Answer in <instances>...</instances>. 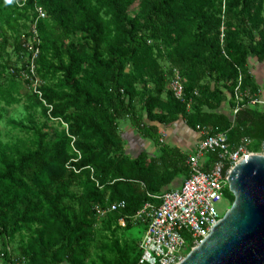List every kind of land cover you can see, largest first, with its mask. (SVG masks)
Segmentation results:
<instances>
[{"label": "trees", "instance_id": "obj_1", "mask_svg": "<svg viewBox=\"0 0 264 264\" xmlns=\"http://www.w3.org/2000/svg\"><path fill=\"white\" fill-rule=\"evenodd\" d=\"M251 59L264 63V0H0V123L25 111L5 121L15 135L0 130L1 264H137L147 225L135 216L189 171L160 139L159 155L131 158L120 123L157 144L148 123L179 119L232 148L264 143V108L233 115L239 78L260 97ZM175 69L186 102L170 91ZM122 201L98 218L95 207Z\"/></svg>", "mask_w": 264, "mask_h": 264}, {"label": "built area", "instance_id": "obj_2", "mask_svg": "<svg viewBox=\"0 0 264 264\" xmlns=\"http://www.w3.org/2000/svg\"><path fill=\"white\" fill-rule=\"evenodd\" d=\"M37 13V21L46 18L41 9H37ZM37 54L38 49L34 51L29 67V74L33 77ZM38 83V80L33 81L32 87L41 98ZM184 87L182 75L175 69L169 88L174 98L180 102L187 101ZM247 99L249 101L246 103ZM234 100V116L246 104L264 108V91L261 89L260 97H250L248 92L242 91V81L239 78ZM187 106L190 107V102ZM63 125L68 128L67 124ZM197 130L202 138L187 160L189 174L181 188L155 197L160 200V205L147 204L134 218V221L139 220L147 225L139 243L141 254L137 264H181L191 250L199 247L210 236L223 218L218 211V205L224 201L225 190L229 187V175L234 167L249 156H264V145L261 147L263 153H254L248 149V140H242L232 148L226 133L212 135L206 129L198 127ZM71 138L73 145L75 138ZM162 143L163 139H160V144ZM210 153L217 154V158L208 162L207 156ZM125 207L126 204L122 201L106 207L97 206L95 211L98 218L103 219L108 213L124 210ZM120 224L124 225V220Z\"/></svg>", "mask_w": 264, "mask_h": 264}, {"label": "water", "instance_id": "obj_3", "mask_svg": "<svg viewBox=\"0 0 264 264\" xmlns=\"http://www.w3.org/2000/svg\"><path fill=\"white\" fill-rule=\"evenodd\" d=\"M228 186L231 208L181 264H264V156L237 164Z\"/></svg>", "mask_w": 264, "mask_h": 264}, {"label": "crops", "instance_id": "obj_4", "mask_svg": "<svg viewBox=\"0 0 264 264\" xmlns=\"http://www.w3.org/2000/svg\"><path fill=\"white\" fill-rule=\"evenodd\" d=\"M254 61L256 63V64L254 63L255 66L250 65L251 73L253 74L254 78L261 85L263 89L264 63H259L255 59L253 60V62ZM224 111L228 112L226 107ZM120 124H121V135L125 141V150L126 153L131 156V158H136L142 152H146L151 157L159 155V149H160L159 139H163V143H162L163 146L176 150L182 155H186L188 160V158L195 152L198 143L202 138L198 130L197 129L194 130L191 127H189V125L185 122L184 119H179L178 121L170 125H161L159 123H148L150 126H155L158 129V138H157L158 144L157 141L156 143H154L153 140L147 137H143V135H141L138 129L131 124L129 119L123 120ZM200 128L208 130V128L206 127H200ZM208 131L210 132V130ZM219 133H225V132H219ZM243 140H248V141L250 140L252 141V143H255V147H253L255 148V150L252 151L250 148V152H254V153H257L256 150L261 149L262 145H264L263 142H258L249 138H245ZM186 176L187 175L185 176L183 175L177 178L171 184V186L163 189L162 194L164 192L180 189L183 184V181L186 179ZM154 199L159 200L157 198ZM149 204L158 206L156 205V203H149Z\"/></svg>", "mask_w": 264, "mask_h": 264}, {"label": "rangeland", "instance_id": "obj_5", "mask_svg": "<svg viewBox=\"0 0 264 264\" xmlns=\"http://www.w3.org/2000/svg\"><path fill=\"white\" fill-rule=\"evenodd\" d=\"M253 60H254V59H251V60H250V65H251V66H255V64H256L255 61L253 62ZM254 63H255V64H254ZM251 66H250V67H251ZM263 86H264V85H263ZM263 91H264V87H263ZM23 105H24L23 103H21V104H19V105H14V106H12V107H9L8 109H6V111L3 112V114H4V121H3V123H0V130L3 132V137H6V134L9 135V136H13V135H15V133H11V132L8 130V128L5 126V121H6L7 119H10V118H16V119H19L20 117L24 116V115H25V111H24V106H23ZM50 126H51V124H50ZM54 126H56V125H54ZM56 127H57V126H56ZM248 144H249V145H248L249 150H250V148H251V150L254 151L255 148H253V147H255V143H251V141L249 140ZM256 151H257V153H263L262 148L259 149V150L257 149ZM227 189L229 190V187L226 188V191H227ZM229 192H230V191H229ZM225 194H226V193H225ZM225 194H224V201H223V203L220 204V205H218V211H219V213H220L221 216H224L225 213H226V212L231 208V206H232V205L230 204V202L226 199ZM135 233H137V234H136V238L139 239V238H140V235L138 234L137 230H136ZM0 247H1V245H0ZM12 248H15V245H13ZM0 264H1V261H0Z\"/></svg>", "mask_w": 264, "mask_h": 264}]
</instances>
